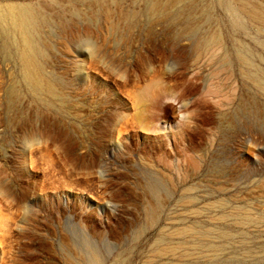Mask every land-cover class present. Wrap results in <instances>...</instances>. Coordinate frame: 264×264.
<instances>
[{
  "label": "rangeland",
  "instance_id": "rangeland-1",
  "mask_svg": "<svg viewBox=\"0 0 264 264\" xmlns=\"http://www.w3.org/2000/svg\"><path fill=\"white\" fill-rule=\"evenodd\" d=\"M243 4L264 12L0 0L33 16L57 87L34 91L0 31V264H159L166 243L178 264H264V90L239 58L264 81V22Z\"/></svg>",
  "mask_w": 264,
  "mask_h": 264
},
{
  "label": "bare ground",
  "instance_id": "bare-ground-1",
  "mask_svg": "<svg viewBox=\"0 0 264 264\" xmlns=\"http://www.w3.org/2000/svg\"><path fill=\"white\" fill-rule=\"evenodd\" d=\"M154 4H153L154 11L157 10L159 7H161L158 6L156 3ZM245 5L248 6V4L246 3ZM247 6H244V4L243 6L241 5V7L246 11V13H248V15L254 17L258 21L264 22V12H262L261 9L257 7L250 8ZM24 15L21 16L20 12H18L16 9L13 8L10 9L9 11H6L5 18L0 16V22H2L0 23V31H4L2 37H4L6 45L9 46L10 48H11L10 42L13 37L16 38V44L18 49L22 47V49L18 51V55L23 72L22 77L25 79L27 84L34 91L40 94L56 92L57 87L55 82L44 77V75L42 74L41 63L38 59L40 49H39V45L34 39L33 36L34 27H32L31 25L32 19L34 20V18L32 15L31 16L30 15L28 16L26 14ZM219 37L220 36H218L217 34H213L209 36L207 38V45H212V44L219 45L221 43V41L219 43V39H220ZM239 58L243 63L246 77L251 82L255 83L260 89L264 90V81L262 78L257 76L256 74L257 72H255V69L253 68L252 62L249 59V57L245 54H240ZM160 89L161 88L159 83L155 80L149 82L146 85V87L142 89L140 93L142 95V98H146L147 96L156 97L160 92ZM189 231L191 232L193 231V229L191 230V228L189 229V227H185L178 229L176 233L182 236V234H188ZM176 247L177 246H174L170 243H166L164 246L159 245L157 247V252H156L157 253L156 255L159 257L160 260L159 264H178V262L174 261L171 256L172 254L175 253V250H177Z\"/></svg>",
  "mask_w": 264,
  "mask_h": 264
}]
</instances>
